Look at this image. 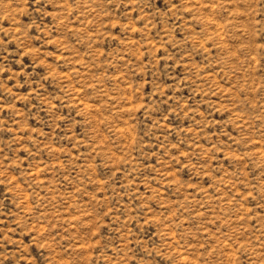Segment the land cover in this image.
<instances>
[{"label": "rangeland", "instance_id": "374dc122", "mask_svg": "<svg viewBox=\"0 0 264 264\" xmlns=\"http://www.w3.org/2000/svg\"><path fill=\"white\" fill-rule=\"evenodd\" d=\"M0 264H264V0H0Z\"/></svg>", "mask_w": 264, "mask_h": 264}, {"label": "bare ground", "instance_id": "6f19581e", "mask_svg": "<svg viewBox=\"0 0 264 264\" xmlns=\"http://www.w3.org/2000/svg\"><path fill=\"white\" fill-rule=\"evenodd\" d=\"M187 195V194H186ZM189 196V195H188Z\"/></svg>", "mask_w": 264, "mask_h": 264}]
</instances>
